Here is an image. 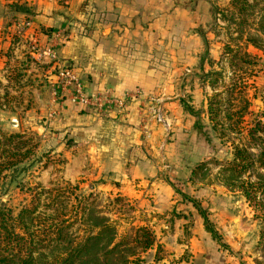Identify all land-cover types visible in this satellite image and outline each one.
Masks as SVG:
<instances>
[{
	"label": "rangeland",
	"instance_id": "374dc122",
	"mask_svg": "<svg viewBox=\"0 0 264 264\" xmlns=\"http://www.w3.org/2000/svg\"><path fill=\"white\" fill-rule=\"evenodd\" d=\"M34 1L0 0V133L32 139L27 147L33 151L30 162L22 164L25 173L0 192L1 202L16 216L31 201L38 203L40 196L39 211L45 213L46 195L41 190L52 191L71 219L70 233L76 238L87 237L105 221L118 239L146 228L156 239L150 250L139 254L143 264H190L192 254L185 247L202 227L213 248L207 258L191 264H228V258L235 264H264L262 214L230 184L226 171L234 147L248 143V132L257 123H262L256 136L262 143L252 142L249 149L258 160L264 148V0L244 4L234 0L237 4L223 8V13L217 6L228 68L223 65L197 78L198 96L186 93L181 103L192 117L191 129L180 137L165 138L157 155L141 156L157 161L158 169L144 167L143 161L141 178L127 170L135 178L130 185L107 176L66 177L72 156L67 148L73 141L64 138L49 118L55 80L51 64L34 54L33 46L39 45L29 40L35 14L29 5ZM201 101L203 106L207 101L205 112L198 108ZM175 189L203 208L227 249L213 239L199 213Z\"/></svg>",
	"mask_w": 264,
	"mask_h": 264
},
{
	"label": "crops",
	"instance_id": "0c3cea01",
	"mask_svg": "<svg viewBox=\"0 0 264 264\" xmlns=\"http://www.w3.org/2000/svg\"><path fill=\"white\" fill-rule=\"evenodd\" d=\"M35 1L29 5L35 13L29 40L55 46L57 63L49 62L54 80L56 68H68L89 93L111 90L121 97L140 90L144 98L133 100L124 115H96L69 105L60 109L52 92L49 118L73 141L66 177L107 176L130 185L132 171L141 178L143 161L157 170V161L141 156L157 155L165 138L189 132L192 117L182 108L184 94L198 96L200 75L228 68L217 6L223 13L231 0ZM192 104L197 107L195 98ZM198 108L205 112L207 101ZM202 228L185 247L190 264L213 248Z\"/></svg>",
	"mask_w": 264,
	"mask_h": 264
},
{
	"label": "trees",
	"instance_id": "16d2710c",
	"mask_svg": "<svg viewBox=\"0 0 264 264\" xmlns=\"http://www.w3.org/2000/svg\"><path fill=\"white\" fill-rule=\"evenodd\" d=\"M240 1L244 4L246 0ZM236 4V1L231 0V5ZM209 112L211 115L214 112L211 104ZM260 127L262 123H257L248 132V143L234 147L233 160L228 163L226 171L232 181L230 184L262 214L263 244L264 148L258 160L249 149L250 143L260 142V138L256 137ZM201 128L199 124L196 125L197 130ZM31 140H25L22 135L0 133V192L7 184L25 173L26 167L22 164L30 162L33 151L28 149L27 145ZM243 177L245 180L240 181ZM175 191L192 204L202 217L207 232L220 246L227 249L222 245L221 238L203 208L194 199L177 189ZM41 193L46 195L42 205L45 213L39 211L40 196L36 199L38 203L31 201L16 216L0 200V264H143L138 258L139 254L147 252L155 245L154 233L146 228L136 229L118 239L117 231L109 221H105L100 229H93V233H89L85 238L73 237L70 233L73 224L69 223L70 218L65 217L62 203L55 201L52 191L42 189ZM50 210L53 211L51 215L47 213Z\"/></svg>",
	"mask_w": 264,
	"mask_h": 264
},
{
	"label": "built area",
	"instance_id": "2783aa9c",
	"mask_svg": "<svg viewBox=\"0 0 264 264\" xmlns=\"http://www.w3.org/2000/svg\"><path fill=\"white\" fill-rule=\"evenodd\" d=\"M34 54L38 59H44L51 64L57 63V51L55 46L36 47L33 46ZM55 83L53 90L54 101L59 104L60 109L66 105L81 109L85 112H92L96 115L117 113L124 115L128 112L130 103L133 100H142L140 90L117 96L113 91L106 90L101 93H89L86 84L68 68L55 70Z\"/></svg>",
	"mask_w": 264,
	"mask_h": 264
}]
</instances>
